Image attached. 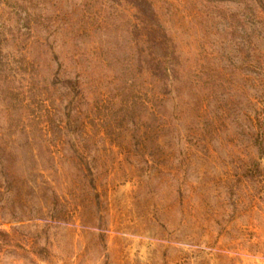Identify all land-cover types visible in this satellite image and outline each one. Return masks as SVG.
I'll return each mask as SVG.
<instances>
[{
	"label": "rangeland",
	"instance_id": "1",
	"mask_svg": "<svg viewBox=\"0 0 264 264\" xmlns=\"http://www.w3.org/2000/svg\"><path fill=\"white\" fill-rule=\"evenodd\" d=\"M153 4L0 0V49L41 55L10 85L51 99L26 115L46 138L8 129L0 62V264H264V0ZM79 24L94 29L68 45ZM127 24L147 42L134 68L159 71L157 119L90 109L125 93L111 57L129 39L102 30ZM87 73L101 92L70 86Z\"/></svg>",
	"mask_w": 264,
	"mask_h": 264
},
{
	"label": "trees",
	"instance_id": "2",
	"mask_svg": "<svg viewBox=\"0 0 264 264\" xmlns=\"http://www.w3.org/2000/svg\"><path fill=\"white\" fill-rule=\"evenodd\" d=\"M181 0H163L164 4H160V6H157L156 4H153L154 10H157L156 12L158 16L162 15L163 9H165V6H169V9L173 7L176 3V5H179ZM197 2H206L210 3L213 0H195ZM228 2V0H225ZM244 2V1H243ZM167 14V12L165 13ZM165 21V20H164ZM24 30L27 31L28 35H30L32 31L31 27L25 26L21 27ZM118 28L120 30L119 35H114L118 39L128 38L129 39V46L128 50L126 51V58L119 62L117 58L114 56L111 57L112 62L115 63L111 68L113 69L114 66H119L120 70L122 68V62L123 66L125 67L124 71L120 74V71L117 73H113L112 77H118V81H120V85L125 90V93H120L119 95H116L117 100L114 97H107V95L102 94L101 98L96 99L90 106L91 111L94 112V109H104L106 107H110V109H113L117 106L118 103L123 105L124 110L123 116L130 114L133 112V110L136 109V107H140L141 109H144L147 111V114L153 118H159V108L157 107L158 102L161 99V94L159 92L160 89V77H158L157 74H159V71H146L143 69L142 71H138L134 68L138 63H141V57L140 54H142V49H146L145 42L143 39H139L136 32L139 31L138 27L134 24H127L124 26H117V27H105L102 32L105 35L110 34L109 32L112 31V34L114 32L117 34L118 30L115 31V29ZM94 28L92 27H84L80 24L78 27H69L67 26L65 34H61L65 41H67L68 45H76V39H83L84 37H88L90 33L93 31ZM75 32L76 36L72 37L71 31ZM69 34V36H68ZM110 35H108L106 38H108ZM36 39H38L36 37ZM39 41V39H38ZM120 42V40H118ZM39 43V42H38ZM41 44V42H40ZM38 48L33 47L32 45H25V48L22 51H18L17 57H14V55H10L8 51H2L0 49V62L3 65V70L5 73L6 78V88L7 93L9 95H13L14 97L11 99V101L7 105V118L11 121L9 124H7L8 129L13 130L14 132H20L26 139H34V133L38 131L43 132V135L41 138H46L45 132L47 130V125L45 123H29L27 112L33 111V107H31L32 103H34V100H37L36 105H42L45 107L47 105V101H51L50 97L44 98L43 95L37 96V99H32L31 101V88L28 87L29 90L23 89L26 85L20 86L19 90L14 87V85H10V80H15L16 77L20 79L21 81L23 79H26L25 76L30 77H37L42 74H39L37 71L38 64L37 62H40V53L37 51ZM120 50V49H118ZM149 50V49H148ZM110 51H101L99 54V57L101 59V62L106 64V67L108 68L110 66V62L105 58H109L108 55L105 53ZM123 53V52H122ZM125 54V52L123 53ZM105 56V57H104ZM65 58V57H64ZM36 60V62H35ZM65 60V59H64ZM30 68L32 70H30ZM34 68V69H33ZM150 69V68H149ZM36 70V73L33 71ZM156 70H160L157 68ZM120 74V76H116ZM90 73H87L83 77L84 81H78L75 80L74 85H70L69 81L66 82V84L74 87H81L80 89L86 90V89H93L98 90L101 92L100 88V81L105 78L101 79H90L88 76ZM121 75H130V79L128 81L122 80ZM88 76V77H87ZM150 76L151 80L147 79V77ZM109 80V79H106ZM108 83V81H107ZM27 84H30L27 83ZM47 84V82L45 83ZM13 86V87H11ZM49 86H53L55 88L56 85H51L49 83ZM42 87H46V85H43ZM42 87L37 88L35 90H40ZM261 87L264 88V81L261 84ZM28 94L30 96H28ZM30 99V100H29ZM10 103H14L13 107L9 106ZM100 104V106H98ZM35 105V106H36ZM34 106V107H35ZM21 112V119L19 121L16 120L15 116L20 115ZM13 121H15L14 124H11ZM36 138V137H35Z\"/></svg>",
	"mask_w": 264,
	"mask_h": 264
}]
</instances>
